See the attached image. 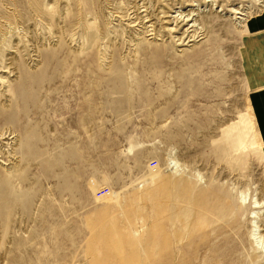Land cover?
Listing matches in <instances>:
<instances>
[{"label": "rangeland", "instance_id": "rangeland-1", "mask_svg": "<svg viewBox=\"0 0 264 264\" xmlns=\"http://www.w3.org/2000/svg\"><path fill=\"white\" fill-rule=\"evenodd\" d=\"M189 11L184 32L173 17ZM263 12L0 0V264H264L243 56Z\"/></svg>", "mask_w": 264, "mask_h": 264}, {"label": "crops", "instance_id": "crops-1", "mask_svg": "<svg viewBox=\"0 0 264 264\" xmlns=\"http://www.w3.org/2000/svg\"><path fill=\"white\" fill-rule=\"evenodd\" d=\"M247 27L248 35L244 43L243 56L252 86L248 100L264 147V12L252 17L247 22Z\"/></svg>", "mask_w": 264, "mask_h": 264}, {"label": "bare ground", "instance_id": "bare-ground-1", "mask_svg": "<svg viewBox=\"0 0 264 264\" xmlns=\"http://www.w3.org/2000/svg\"><path fill=\"white\" fill-rule=\"evenodd\" d=\"M236 13H239V12H236ZM192 14H191V12L189 11V12H184V14L183 15H176V16H174L173 17V22L175 23V25L176 26H179V27H183V26H185V25H187L188 27L187 28H185V30H184V32H188L189 31V29L190 28H196V21H197V19H196V17H193V16H191ZM193 39H194V36H193ZM3 67V66H2ZM7 68V67H6ZM0 81H1V79H0ZM3 83V82H2ZM15 110V109H14ZM17 118V117H16ZM13 126H14V124H13ZM15 128H17V127H15ZM20 128H21V126H20ZM16 131V130H15ZM14 131V132H15ZM6 132H8V130L7 131H5V132H3L2 130H0V157H2V155H3V153L4 154H6L4 151H3V149H2V139H4L6 136H4L5 134H6ZM17 132V131H16ZM17 135V134H16ZM30 136V135H29ZM33 137V136H32ZM36 137V136H35ZM40 140V139H39ZM42 140V139H41ZM44 140V139H43ZM42 140V141H43ZM33 141V140H32ZM32 141H30V142H32ZM37 141H38V139H37ZM29 142V143H30ZM43 143V142H42ZM7 143H3V145H6ZM44 144V143H43ZM46 144V143H45ZM27 145V144H26ZM36 145V144H35ZM34 145V146H35ZM7 146V145H6ZM28 146H30V145H28ZM24 147H25V144H24ZM27 147V146H26ZM36 147L38 148V143H37V145H36ZM42 148V147H45V145L43 146H39V148ZM48 147V146H47ZM23 149V146L22 147H20V149ZM36 149V148H35ZM10 150V149H9ZM24 150H26L25 148H24ZM18 151L20 152V150L18 149ZM28 151V150H27ZM26 151V152H27ZM16 152H17V149H16ZM18 152V153H19ZM38 152H40V151H38ZM42 152V151H41ZM1 153H2V155H1ZM9 153H11L10 151H9ZM23 153V152H22ZM12 154V153H11ZM14 154V153H13ZM25 154H27V153H25ZM25 154H23V155H25ZM7 155V154H6ZM8 156V155H7ZM9 157V156H8ZM4 158V157H3ZM3 158H0V159H2V160H0V163L1 162H3ZM13 158V157H12ZM5 159V158H4ZM9 158H6L5 160H8ZM10 160V159H9ZM33 161V160H32Z\"/></svg>", "mask_w": 264, "mask_h": 264}]
</instances>
